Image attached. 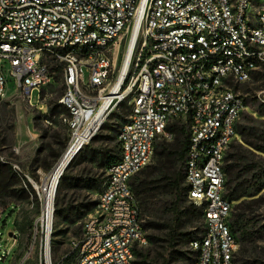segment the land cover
Returning <instances> with one entry per match:
<instances>
[{
  "label": "built area",
  "instance_id": "1",
  "mask_svg": "<svg viewBox=\"0 0 264 264\" xmlns=\"http://www.w3.org/2000/svg\"><path fill=\"white\" fill-rule=\"evenodd\" d=\"M133 39L126 77L113 96L118 78L108 52L123 40L128 51ZM55 62L64 68L58 104L69 112L71 144L84 134L82 147L90 144L118 105L131 106L118 160L73 244L77 264H135L149 247L132 180L152 163L161 140L174 141L176 123L190 136L189 200L203 211L204 230L190 244L194 264H236L240 244L225 164L249 107L233 85L264 71V0H0V103L12 82L33 107L38 91L41 104ZM39 223L40 263L46 264L54 222L48 228L44 205ZM36 245L37 236L19 264Z\"/></svg>",
  "mask_w": 264,
  "mask_h": 264
},
{
  "label": "rangeland",
  "instance_id": "2",
  "mask_svg": "<svg viewBox=\"0 0 264 264\" xmlns=\"http://www.w3.org/2000/svg\"><path fill=\"white\" fill-rule=\"evenodd\" d=\"M126 54L125 40L113 46L108 52L113 62L115 79L118 78ZM233 89L245 98L249 107L242 115L240 124L251 122L250 117L264 124V116L258 114L264 101V72H255L249 82L233 85ZM65 90L64 75L60 71L55 73L54 80L43 91L41 104L38 105L40 93L33 92L32 103L37 105L36 107L31 106L27 99L16 91L12 82L7 86L6 98L0 103V162L10 165L18 174L21 185L27 189L29 196L27 200L17 203L15 209L10 208L9 204L0 208V264H19L20 259L29 252L35 236L37 245L25 264H41L39 246L42 227L39 226V222L45 194L42 186L72 142V134L64 122L68 113L63 108L54 111V102L65 93ZM123 104L125 102L114 109L96 138L84 146L72 161L65 173L70 179L69 189L61 186V180L54 201L55 221L52 236L54 264H67L66 259L69 255L73 257L69 264L78 262V254L74 253L73 244L81 237L85 220L96 210L98 198L108 179L109 161L113 156H118L119 133L130 120V114L123 115ZM45 114L47 117H43ZM113 115L115 117L111 119ZM254 126L264 132V125ZM241 142L239 135L237 143ZM150 165H153V161ZM64 191L66 193L64 213L58 216L56 201ZM262 204L263 207L257 213L256 219L259 227L264 225V199ZM203 230V225L194 223L190 231L197 233L195 237L197 239ZM13 234L16 235L15 238ZM235 234L240 240V236ZM262 236L264 239V233ZM16 239L18 242L16 241L17 244L14 246ZM259 245L264 246V240H260ZM187 252L191 254L190 248ZM189 257L193 258V255ZM179 259L180 262L177 264H190L185 256Z\"/></svg>",
  "mask_w": 264,
  "mask_h": 264
},
{
  "label": "trees",
  "instance_id": "3",
  "mask_svg": "<svg viewBox=\"0 0 264 264\" xmlns=\"http://www.w3.org/2000/svg\"><path fill=\"white\" fill-rule=\"evenodd\" d=\"M63 70L62 64H53V73H64ZM58 100L54 102V111L63 108ZM122 108L123 115L131 113L129 102L123 104ZM65 111L69 115L68 110ZM258 114L264 116V103L260 105ZM43 117H47V114ZM250 120L245 125L239 123L242 142L237 143V140L233 143L225 164L226 194L234 203L232 229L240 236L236 264H264V246L259 245L260 240H264V225L259 227L256 222L264 199V132L254 126L264 124L253 117ZM170 130L174 133V141L161 140L152 160L153 165L147 166L132 180V188L140 202L143 227L150 242L149 247L138 252L135 264H177L181 256H185L190 264L195 262L194 258L189 257L192 253L189 254L187 249L197 233L190 230L194 223L204 227V220L202 209L189 200L185 182L190 136L188 128L182 123H176ZM117 160L118 156H113L109 166H113ZM69 180L66 174L63 175L61 186L69 189ZM64 196L65 191L56 201L58 216L64 213ZM28 198L27 189L21 185L18 174L10 165L0 162V208L9 204L10 208L15 209L17 203ZM72 258L68 256L67 264Z\"/></svg>",
  "mask_w": 264,
  "mask_h": 264
},
{
  "label": "bare ground",
  "instance_id": "4",
  "mask_svg": "<svg viewBox=\"0 0 264 264\" xmlns=\"http://www.w3.org/2000/svg\"><path fill=\"white\" fill-rule=\"evenodd\" d=\"M138 28L135 32V36L134 39L136 37ZM134 39L133 42L130 46V48L127 51V55L125 56V60L123 62L122 68L119 72V77L116 83V87L113 90L112 95H118V93L121 90L123 81L126 77L127 74V70L131 61V56H132V52H133V45H134ZM114 98V97H113ZM87 137L86 135H79L77 137H75L74 142L71 144V147L73 145L74 148L73 150L69 152L70 148L65 152V154L62 156V158L60 159V161L58 162V164L56 165V167L54 168V170L52 171L51 175L47 178V180L44 182L42 189L43 191H45L44 194V210L46 213V217L48 219V228H50L51 226V222H54L53 218H52V211H53V207H54V201L57 195V191L59 188V185L61 183L62 177L63 175L66 173L67 169L70 166V163H72L74 157L77 154V151L79 149H83V144L86 142ZM53 224V223H52ZM53 254L51 253V257L49 256V254L47 255V260H46V264H50V259H52Z\"/></svg>",
  "mask_w": 264,
  "mask_h": 264
},
{
  "label": "water",
  "instance_id": "5",
  "mask_svg": "<svg viewBox=\"0 0 264 264\" xmlns=\"http://www.w3.org/2000/svg\"><path fill=\"white\" fill-rule=\"evenodd\" d=\"M74 146H75V145H73L72 147L70 146V150H69V152H68V153H70V152L73 150ZM80 151H81V149H79V150L77 151V154H76V156L79 154V152H80ZM76 156H75V157H76ZM75 157H74V159H75ZM74 159H73V160H74ZM70 165H71V163H70ZM11 236H12V235H11ZM13 237L15 238V237H16V235H14V234H13Z\"/></svg>",
  "mask_w": 264,
  "mask_h": 264
},
{
  "label": "crops",
  "instance_id": "6",
  "mask_svg": "<svg viewBox=\"0 0 264 264\" xmlns=\"http://www.w3.org/2000/svg\"><path fill=\"white\" fill-rule=\"evenodd\" d=\"M15 241H17V242H18V239H16Z\"/></svg>",
  "mask_w": 264,
  "mask_h": 264
}]
</instances>
